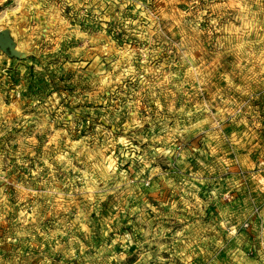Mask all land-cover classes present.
I'll list each match as a JSON object with an SVG mask.
<instances>
[{
  "label": "rangeland",
  "instance_id": "rangeland-1",
  "mask_svg": "<svg viewBox=\"0 0 264 264\" xmlns=\"http://www.w3.org/2000/svg\"><path fill=\"white\" fill-rule=\"evenodd\" d=\"M2 34L0 264H264V0H0Z\"/></svg>",
  "mask_w": 264,
  "mask_h": 264
},
{
  "label": "water",
  "instance_id": "water-1",
  "mask_svg": "<svg viewBox=\"0 0 264 264\" xmlns=\"http://www.w3.org/2000/svg\"><path fill=\"white\" fill-rule=\"evenodd\" d=\"M0 44L4 47V48H9L13 46V42L10 41L9 39H7L3 34L0 35Z\"/></svg>",
  "mask_w": 264,
  "mask_h": 264
},
{
  "label": "built area",
  "instance_id": "built-area-1",
  "mask_svg": "<svg viewBox=\"0 0 264 264\" xmlns=\"http://www.w3.org/2000/svg\"><path fill=\"white\" fill-rule=\"evenodd\" d=\"M180 148V147H179Z\"/></svg>",
  "mask_w": 264,
  "mask_h": 264
}]
</instances>
